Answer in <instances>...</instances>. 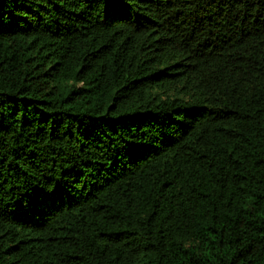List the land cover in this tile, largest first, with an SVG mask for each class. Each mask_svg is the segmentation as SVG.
Listing matches in <instances>:
<instances>
[{
  "label": "trees",
  "instance_id": "1",
  "mask_svg": "<svg viewBox=\"0 0 264 264\" xmlns=\"http://www.w3.org/2000/svg\"><path fill=\"white\" fill-rule=\"evenodd\" d=\"M0 264H264V0H0Z\"/></svg>",
  "mask_w": 264,
  "mask_h": 264
}]
</instances>
